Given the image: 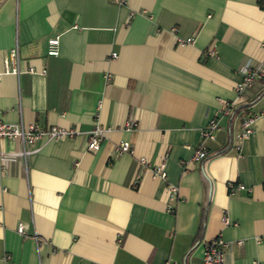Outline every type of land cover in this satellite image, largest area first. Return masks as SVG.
Returning a JSON list of instances; mask_svg holds the SVG:
<instances>
[{"label":"crops","instance_id":"0c3cea01","mask_svg":"<svg viewBox=\"0 0 264 264\" xmlns=\"http://www.w3.org/2000/svg\"><path fill=\"white\" fill-rule=\"evenodd\" d=\"M13 45L19 72L0 74V120L77 133L32 141L24 166L4 159L0 264H196L216 235L222 264H264V76L240 98L232 90L243 65L264 62V0H0V69ZM218 99L234 106L200 136ZM93 125L103 132L91 151Z\"/></svg>","mask_w":264,"mask_h":264},{"label":"built area","instance_id":"2783aa9c","mask_svg":"<svg viewBox=\"0 0 264 264\" xmlns=\"http://www.w3.org/2000/svg\"><path fill=\"white\" fill-rule=\"evenodd\" d=\"M122 0H116L119 3ZM191 37H185L184 39L178 38L176 41L178 44H182L185 42L190 41ZM45 53L46 54H55L56 53V38L50 37L47 38L45 41ZM214 52L211 47L207 49L205 52L207 55H211ZM111 56H115L111 53ZM17 51L16 46L13 45L12 47L8 48L4 60L1 62V73H11L16 74L18 73L17 69ZM26 71L33 72L34 70L27 68ZM44 72L41 70L40 73ZM240 76L239 79L234 85L232 86V90H234V94L237 98H240V93H242L245 88L251 84L253 80L261 78L264 76V62H260L252 67H248L243 65L240 68ZM107 78V75L104 76V79ZM218 109L216 114L211 117L200 129V136H208L211 137L212 131L216 128V120L217 116L221 114H225L230 111L231 107L234 106V101L230 100L225 101L223 99H218ZM254 119L253 114H245L243 117L238 121V127L236 132L233 134L234 140V150H238L239 142L245 138L250 132V125ZM127 126V124L125 125ZM103 128L98 125H93L90 129L85 132L87 137L86 139V148L88 150L94 151L99 143V139L102 137ZM77 131L72 130L70 128H63L58 126H51V127H39L35 125L33 122H28L23 125L20 121L7 123L0 120V139H10V140H17L18 149L17 150H10L2 151L0 150V170L3 169V162L6 157H18L21 161V165L24 166L26 157L31 154L35 149L30 147L32 141H35L37 138H45V139H57L63 137H71L72 135L76 134ZM116 149L119 152H128L130 151L128 143L126 141H119L116 145ZM204 157L203 147L199 146L197 149H194L190 155V159L197 161ZM137 162L140 164H146L142 157L137 158ZM151 175L157 176L160 179H164L165 175L162 169L159 166H151L150 167ZM227 188L236 187L242 188L243 185L236 183L231 185V183L227 182L225 184ZM168 193L173 194L175 188L173 185H167ZM221 223H227L225 215L220 217ZM15 231L20 233L21 226L18 224L15 226ZM200 258L198 263L196 264H222V247L225 244L219 236H213L208 238L207 240L200 241ZM161 264H179L174 261L164 260ZM251 264H258L255 260L251 261Z\"/></svg>","mask_w":264,"mask_h":264},{"label":"trees","instance_id":"16d2710c","mask_svg":"<svg viewBox=\"0 0 264 264\" xmlns=\"http://www.w3.org/2000/svg\"><path fill=\"white\" fill-rule=\"evenodd\" d=\"M240 106H242V105H240Z\"/></svg>","mask_w":264,"mask_h":264}]
</instances>
